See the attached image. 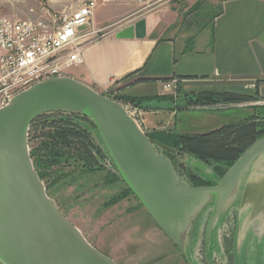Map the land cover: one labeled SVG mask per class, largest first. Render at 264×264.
Wrapping results in <instances>:
<instances>
[{
    "label": "rangeland",
    "instance_id": "obj_1",
    "mask_svg": "<svg viewBox=\"0 0 264 264\" xmlns=\"http://www.w3.org/2000/svg\"><path fill=\"white\" fill-rule=\"evenodd\" d=\"M86 1L88 0H43L49 8L56 11L64 8L76 9ZM101 1L96 0L99 6L95 9L96 17L105 13L106 7L98 4ZM167 1L163 0L161 3ZM221 1L172 0L166 10L167 16H172L170 21L176 20L174 26L182 27L180 34L185 35L188 27H193V30L205 26L200 20L209 22L218 11ZM32 6H35L33 0H19L15 3L11 0H0V17L25 19L28 8ZM145 9L152 11L153 7ZM168 12H172L171 15ZM191 17L194 19L187 20ZM181 20H185L184 23ZM75 70L77 69L72 68L69 73L73 74ZM97 93L104 97L107 95L111 100L120 92L108 87L105 90H97ZM162 93L163 96L159 100L143 98L142 103L136 105L120 100L115 102L125 109L145 134L172 131L176 134L190 132L195 133L191 135H204L210 133L209 125H217L220 128L228 125L238 126L248 122V119H256L258 124H264L263 99L218 93L226 95L227 99L220 96L223 102L218 103L219 100L214 102L215 98H212V95L217 93L189 92L185 86L178 83L174 84L172 93L163 90ZM130 94L147 97L151 95V91L138 88ZM203 95L208 96L207 99L212 98L201 101L209 105L200 106L197 102V98ZM229 95L239 97V100H233ZM184 109L198 111H189L186 115L179 114ZM208 110L213 113H207ZM207 114L216 116L215 121L208 122ZM74 124L89 126V130L93 132L99 144L95 140L93 144L86 138L82 142H88L86 151L96 157L95 161L89 160L91 157L84 154L83 147L71 146L59 135L58 129ZM237 135L234 136L240 138ZM232 139L231 137L230 141ZM28 149L34 170L58 211L93 248L115 264H264V227L260 230V226H249L242 235L241 220L244 219V209L239 211L238 205L234 203L230 204L217 220L208 240L206 226L211 209L207 208L197 223L193 242L190 244V257L186 260L176 245L154 223L139 200L127 191L129 189L121 178L113 176L117 172L90 120L63 111L42 114L30 124ZM169 149L175 153H165L166 156L175 167L179 162L185 165L186 173L182 181L191 187L207 183L208 186L216 185L234 164L233 162L226 167L225 164L214 161L199 160L179 148ZM55 150H58L57 157L54 156ZM194 161L205 165L207 170L196 168L192 164ZM218 173L223 175L218 177Z\"/></svg>",
    "mask_w": 264,
    "mask_h": 264
},
{
    "label": "water",
    "instance_id": "obj_2",
    "mask_svg": "<svg viewBox=\"0 0 264 264\" xmlns=\"http://www.w3.org/2000/svg\"><path fill=\"white\" fill-rule=\"evenodd\" d=\"M144 37V20L115 35L118 40ZM60 111L94 124L118 176L186 260L207 208V240L232 203L244 209L242 235L249 226L264 227V138L248 147L216 185L191 187L182 181L185 165L175 167L165 154L175 152L149 139L120 104L70 77L52 78L0 108V264H115L67 222L33 168L30 124Z\"/></svg>",
    "mask_w": 264,
    "mask_h": 264
},
{
    "label": "crops",
    "instance_id": "obj_3",
    "mask_svg": "<svg viewBox=\"0 0 264 264\" xmlns=\"http://www.w3.org/2000/svg\"><path fill=\"white\" fill-rule=\"evenodd\" d=\"M171 1L159 2L152 11L131 0L99 2L106 7L105 13L96 17L94 12L92 23L96 29H107L103 36L91 38L82 52L83 63L69 73L70 78L95 92L113 87L141 103L143 98L159 100L162 85L170 80L189 92L264 100V0H222L209 22L200 20L205 26L188 27L185 35L180 34L182 27L174 26L176 20L167 16ZM139 20L145 21L143 39L115 38L117 32ZM188 44L191 50L185 51ZM138 88L149 89L151 95L130 94ZM189 111L198 110L184 109L179 114ZM210 115L208 122L215 121L216 116ZM208 128L211 132L220 127Z\"/></svg>",
    "mask_w": 264,
    "mask_h": 264
},
{
    "label": "built area",
    "instance_id": "obj_4",
    "mask_svg": "<svg viewBox=\"0 0 264 264\" xmlns=\"http://www.w3.org/2000/svg\"><path fill=\"white\" fill-rule=\"evenodd\" d=\"M33 1L25 19L0 17V108L34 84L69 77V71L83 63L82 52L91 38L103 36L107 29L92 23L96 0L59 11L43 0ZM131 1L145 9L163 0ZM175 83L165 82L162 90L172 93Z\"/></svg>",
    "mask_w": 264,
    "mask_h": 264
},
{
    "label": "trees",
    "instance_id": "obj_5",
    "mask_svg": "<svg viewBox=\"0 0 264 264\" xmlns=\"http://www.w3.org/2000/svg\"><path fill=\"white\" fill-rule=\"evenodd\" d=\"M198 5V4H197ZM190 44L187 45L185 51H190ZM104 96V95H103ZM212 98H215V101H218V103H221L220 96H222V99H226V95H212ZM230 96V95H229ZM109 98V96H105ZM233 100H239V97H232ZM208 96H202L201 98H197V102L200 103V106H206L209 105V103H203L201 101L205 100H211L207 99ZM220 98V99H218ZM217 99V100H216ZM113 101H124V102H131L132 104L136 105L141 103L140 99L131 98L128 96H124L122 94H116V97L114 99H111ZM216 104V103H215ZM39 117V116H38ZM248 122H244L239 124L238 126L235 125H228L222 128H219L216 131L210 132L209 134L204 135H191V134H176L172 131H154L151 134H146V136L157 142L160 143L166 147L169 148H179L183 151H185L187 154L192 155L199 160L202 161H214L215 163L219 164H225L226 167L231 165V163L235 162L237 158L252 144H254L256 141L264 138V124H258L256 122V119H248ZM264 123V122H263ZM89 127V126H88ZM87 126H79L78 124H74L70 127L61 128L60 130V136L66 142L71 144V146H81L83 147L84 154L90 153L87 150L88 142L84 144L82 140L85 141L88 140L89 142H92L94 144V139L92 137L91 131L89 130ZM238 134V135H237ZM234 135L240 136V138L235 137ZM233 138L230 141V138ZM238 139V141H236ZM81 144V145H80ZM98 149V148H97ZM69 150V149H68ZM99 149V154L101 153ZM51 151V150H50ZM54 151V150H53ZM56 154L54 155L57 157L58 150H55ZM79 156V155H78ZM91 161H95L96 157H92L90 155ZM56 159H54V163ZM88 160V161H89ZM90 161V162H91ZM34 166V163L32 164ZM34 168V167H33ZM37 174V173H36ZM218 177H221L223 174H217ZM38 176V175H37ZM115 178L119 179L118 174L113 175ZM40 179V177L38 176ZM209 184H201L193 187H202V186H208ZM129 193L130 190H127ZM132 193V192H131Z\"/></svg>",
    "mask_w": 264,
    "mask_h": 264
}]
</instances>
